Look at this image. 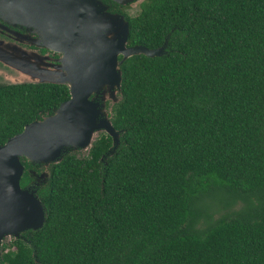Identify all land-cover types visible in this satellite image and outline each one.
I'll return each mask as SVG.
<instances>
[{"label":"trees","instance_id":"obj_1","mask_svg":"<svg viewBox=\"0 0 264 264\" xmlns=\"http://www.w3.org/2000/svg\"><path fill=\"white\" fill-rule=\"evenodd\" d=\"M122 14L127 46L164 53L121 64L115 149L101 133L47 168L22 160L45 221L3 244L0 264H264V0H141ZM69 98L0 84V147Z\"/></svg>","mask_w":264,"mask_h":264},{"label":"water","instance_id":"obj_2","mask_svg":"<svg viewBox=\"0 0 264 264\" xmlns=\"http://www.w3.org/2000/svg\"><path fill=\"white\" fill-rule=\"evenodd\" d=\"M110 1L126 6L138 0ZM0 13L35 30L42 48L60 58L57 69H51V64L44 61L49 60L47 55L21 51L17 56L18 66L11 68L5 62L6 51L0 49V63L4 65L0 69L1 84L65 85L70 94L52 115L27 125L0 147L1 260L6 238L18 239L27 230L42 228L45 221V209L35 186H21L25 172L22 160L47 168L70 151L88 152L101 133L112 138L115 149L119 134L109 114L121 99L118 96L122 82L120 66L135 55L161 56L166 42L158 49L127 46L128 23L123 16L108 13L100 0H0ZM21 58L28 62H20ZM19 66L25 71L17 69ZM6 67L16 69L15 76L19 78L21 74L24 78L17 81L12 76L7 78ZM107 100H111L109 113L105 112ZM44 177L46 172L36 179V185Z\"/></svg>","mask_w":264,"mask_h":264},{"label":"rangeland","instance_id":"obj_3","mask_svg":"<svg viewBox=\"0 0 264 264\" xmlns=\"http://www.w3.org/2000/svg\"><path fill=\"white\" fill-rule=\"evenodd\" d=\"M140 2H141V0L140 1H138V2H135V3H133V4H130L129 5V8H128V13L129 14H131V15H135L136 13H137V11H138V5L140 4ZM25 28H26V30H27V32L25 33V35L26 36H23L22 37V39H20V42H21V44H20V46H18V47H15V46H10L9 48L10 49H5L6 47H4V49H2V46H1V49L2 50H4V51H6V53H4L5 55V62L9 65L10 64V67L11 68H16L17 66H18V64L16 63V61H17V59H18V54H20V52L21 51H23V52H25L26 54H40V55H42V56H45V55H47L48 56V58H49V60H44L45 62H47V63H49V64H51L50 66H49V68H51V69H53V68H55V69H57L56 68V66L59 64V62H58V60L60 59L59 58V55L58 54H55V53H53L52 51H49L51 54H41L37 49L38 48H40V47H42V44H41V42H40V37H39V35L35 32V30H33V29H31L30 27H26L25 26ZM31 33H34V34H31ZM33 35H37L38 36V38H35V37H33ZM35 46L36 47V49H30V48H28V47H26V46ZM15 50L18 52H15ZM47 50V49H46ZM9 56V57H8ZM20 58V57H19ZM19 61V60H18ZM20 62H28V60H26V61H23L22 60V58H21V60H20ZM41 62H42V60H41ZM16 64V65H15ZM20 68H17V69H19V70H22V71H25V69H23V68H21V66H19ZM3 67H1L0 69H2ZM9 70V71H8ZM15 70V71H14ZM18 70V71H19ZM8 71V72H7ZM14 71V72H13ZM17 71V72H18ZM4 72L5 73H7L6 74V76H7V78H9V77H13V80H19V78L20 77H22L21 76V74L19 75L20 77L18 78L17 77V74H16V76H15V72H16V69H9L8 67H6L5 68V70H4ZM9 73V74H8ZM23 78H24V76H23ZM10 79H12V78H10ZM99 102H101V101H99ZM111 102V100H107L106 101V103H110ZM105 103V104H106ZM110 105H111V103H110ZM108 109L109 108H105V112L106 113H109V111H108ZM97 137H98V135H97ZM96 137V138H97ZM85 154H87V152L86 151H79V153H78V155L79 156H82V155H85ZM44 166V165H43ZM38 177H36V179H37ZM45 178V177H44ZM41 181L43 180V179H40ZM14 238L13 237H8V238H6L4 241H3V243H2V245L3 244H8V243H10L12 240H13Z\"/></svg>","mask_w":264,"mask_h":264},{"label":"flooded vegetation","instance_id":"obj_4","mask_svg":"<svg viewBox=\"0 0 264 264\" xmlns=\"http://www.w3.org/2000/svg\"><path fill=\"white\" fill-rule=\"evenodd\" d=\"M102 4L106 7L107 12L110 14H118L121 16H124L125 13L128 16L131 14L128 13L129 6H121L115 2H112L110 0H100ZM20 21V20H19ZM16 19H13L9 16H6L4 14L0 13V49L2 46V49L4 47H7V49H10V46L18 47L20 46L21 42L20 39H22L23 36H26L25 33L27 32L25 26L21 24ZM34 34V33H31ZM33 37L38 38V36L33 35ZM30 49H36V47L33 46H26ZM1 49V50H2ZM41 54H51L48 50L40 47L37 49ZM0 63V68L3 67ZM2 81V77H0V84Z\"/></svg>","mask_w":264,"mask_h":264}]
</instances>
